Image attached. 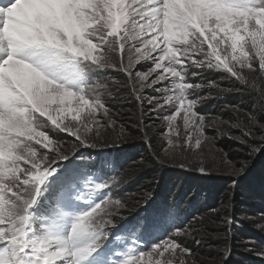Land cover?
<instances>
[{"label": "snow or ice", "instance_id": "obj_1", "mask_svg": "<svg viewBox=\"0 0 264 264\" xmlns=\"http://www.w3.org/2000/svg\"><path fill=\"white\" fill-rule=\"evenodd\" d=\"M155 53V55H153ZM150 63L146 71L138 65ZM113 70L125 81L100 78ZM221 72L264 105V0H7L0 6V264H140L146 253L116 254L119 236L111 218L125 204L109 196L101 176L60 170L63 146L50 136L72 138V147H96L106 130L122 129L113 92L126 88L141 117L145 102L165 131L161 151L200 150L208 121L198 110L212 93L230 90L204 72ZM199 78V79H198ZM115 86V87H113ZM207 89L208 95H198ZM146 90L157 95L148 97ZM246 117L236 139L248 141L264 123ZM163 113H168L164 115ZM140 124L144 121L141 119ZM216 123H223L217 117ZM239 126V125H237ZM147 128V125H145ZM145 135L147 132L145 131ZM183 166V165H181ZM244 165H241L243 170ZM199 171L205 168L201 163ZM117 181H113L114 185ZM104 190L83 202L85 185ZM105 197H108L105 199ZM155 218L117 228L142 239ZM175 236L148 245L147 264H194L192 250ZM111 233V235H110ZM131 243V241H129ZM167 254V255H166ZM116 256L113 260L112 257ZM158 257V258H152Z\"/></svg>", "mask_w": 264, "mask_h": 264}, {"label": "rangeland", "instance_id": "obj_2", "mask_svg": "<svg viewBox=\"0 0 264 264\" xmlns=\"http://www.w3.org/2000/svg\"><path fill=\"white\" fill-rule=\"evenodd\" d=\"M150 66V63H142V65L137 66V69L139 71H146ZM110 72L116 73L117 76ZM205 73L208 75H204ZM99 74L103 75L102 78L107 77L117 80L121 78L119 80L121 83L126 79L122 73H117L113 70H107ZM201 75L205 81H219L221 87L230 91L223 94L213 92L212 98L198 107L199 111L209 113L213 117L212 121L207 122L209 126L205 128V134L210 139L203 141L200 150L181 152L177 148L174 151L170 149L172 155H165L161 151V133L165 131V128L162 121L157 119V116L160 114L153 113L151 111L152 106L145 102L143 106L144 116L141 117L137 101L126 88H120L118 93L113 92L116 99L111 103L120 112L119 123L122 129L118 128L115 131L106 130L101 141L116 139L121 143L124 140H129L132 133L143 132L145 134L146 131L147 135L141 137L140 143L144 142L148 144L151 139V133H154L156 149L162 155V158L157 160L159 163L158 170L164 172V174H161V176H164H162L161 181L164 182L165 177L170 178L174 184L171 188H176L174 191L175 197L172 195V197H166V193L164 195L155 191L148 198L144 199L145 201L142 203V206L135 210L134 213L132 212L133 214L123 216V209H120L116 213L119 214L117 218L114 216L106 217L113 220V225L109 227L116 233V236L121 232L119 237L121 236L123 240H119L116 243L122 245V247H116L117 255L125 250H134V241L137 239L140 241L138 245L139 249L146 253L144 261H141L140 264H147V260L149 259L147 254L153 250L147 244H143L141 242L142 239H138L136 235L129 238L127 232L123 230L117 231L116 229L130 228L137 221L143 223L146 218H155L156 225L151 231L153 232L151 243H155L157 239L164 240L170 236H175L174 229L184 225L182 228L187 230L189 234L181 236L179 239L185 247L192 250V255L186 259L193 261L194 264H228L231 259L233 262L239 261L241 258L245 259L246 254H248L246 257L247 262L245 261L246 264H251V261L259 264L264 263V243H259L253 237L248 239V236H246L247 239L245 240L240 241L239 239V226L249 224L256 229L264 231V205L260 204V199L256 197L250 198L255 205L258 204L262 209L256 211L255 208H251L247 212L243 211V216L237 220H229L228 222L220 216L223 211L229 208L234 188L241 186V182L251 180V182H254V187H257V182L252 176L254 168L252 170L251 168L258 162L260 155H262V151L252 152L250 147L243 146L236 139L242 136L241 128L243 127V123L246 122V117L243 115L240 117L234 116L227 111L226 106H236L241 112L260 115L262 117L260 122L264 123V115L259 110L260 101L255 97V94H250L247 88L221 72L206 71ZM145 95L151 97L157 95V93L146 90ZM198 95H208V90L205 89L199 92ZM250 100L251 104H246V101ZM244 102L247 106L241 104ZM248 108L254 109L249 110ZM163 114L166 115L168 113ZM217 117L222 118L223 123H216L212 127L211 125ZM141 119L144 121L143 124L139 123ZM145 125H147V128H145ZM49 134L50 136L55 134V139V136L59 133L55 129H52ZM259 137V131L255 130V138L250 139L248 143L255 147H264L260 144ZM69 139L72 138L70 137ZM55 140L62 144L64 154L69 150L68 148L72 143L70 142V144L65 145L63 144L64 141H61L59 138ZM134 142L139 143V140ZM116 146L117 150L114 149L111 152L113 159L111 167L106 166V164H111V159L108 156V152H104L103 154L107 155L106 159L103 158L104 166L100 164V160H81L80 170L88 172L89 175L95 173V175L101 176L102 180L98 182H107L110 185L111 191L109 196L112 198H119L123 203L126 201L130 202L134 193L129 191V181H124L123 175L135 159L132 152L129 150L124 151V145ZM93 156L96 157L95 155ZM201 163L205 168L204 172L199 171ZM242 164L244 165L243 170H241ZM95 169H99L100 171L95 172ZM114 180L117 183L113 185L112 182ZM151 185L149 182H143L142 186L139 185V187L142 188V192H145L150 190ZM250 185L252 186V183ZM254 187L252 186V188ZM86 188L88 191L86 192L87 195L83 197L84 202L94 199L98 192L104 191L94 189L88 184L85 185ZM107 198L105 197V199ZM206 202L208 205L201 212L202 203L205 205ZM246 208L249 209V207ZM202 220L208 223L206 228H203V224L201 225L200 221ZM234 233L237 236L236 238L239 239V242L236 244L229 241L230 235H233L232 238H234ZM184 240H188L189 242L187 243ZM112 259L115 260L116 256H113Z\"/></svg>", "mask_w": 264, "mask_h": 264}, {"label": "trees", "instance_id": "obj_3", "mask_svg": "<svg viewBox=\"0 0 264 264\" xmlns=\"http://www.w3.org/2000/svg\"><path fill=\"white\" fill-rule=\"evenodd\" d=\"M111 74L116 75V73L110 72ZM208 75V74H204ZM117 76V75H116ZM121 80V78L119 79ZM260 85H264L263 83H260ZM256 97V96H255ZM246 104H251L250 101H246ZM243 106H247L244 103H241ZM249 110H252L254 108H248ZM258 110V109H257ZM259 110H261V113L264 115V105L259 103ZM55 135V134H54ZM53 135V136H54ZM132 136L129 137V140H124L121 143L118 142V140H107V141H101L96 145V147H88V146H76L72 147V143L69 146V150L66 151V155L68 156L67 160H58L57 165H61L63 163L66 164H71L72 162L75 161L76 158L82 156L83 160H85L86 157L92 156L99 154L100 152H112L114 149L117 150L116 145H124V151L129 150L132 152L134 155L135 161L128 166V168L125 170L124 175H123V180L124 181H129V191L134 193L133 198L129 201L124 202L125 207L123 208V216H128L130 214H133L135 210L139 209L142 206V203L145 201L144 199L148 198L150 195H152L155 191L158 193H163L166 197H175L176 194H174V191L176 188L172 189L171 186L173 187V182L172 179L166 178L164 182L161 181L162 176L161 174H164V172H160L158 170L159 163L157 160H160L162 158V155L160 152L157 151V147L155 144V134L151 133L150 141L148 144H145L144 142L140 143V139L142 136H145V134L140 133V132H135L131 134ZM68 135L64 133H59L58 135L55 136V139H60L61 141H64L63 144L68 145L70 142H72V139H69L70 137H67ZM139 140V143H136L134 141ZM260 155V158L256 164L251 168L253 170V179L257 182V187H254L253 183L251 180L241 182V186H237L234 188V194L230 200L229 203V208L225 211L222 212L220 215L221 218L225 219V221H234L239 219V217H242L244 212L243 211H248L251 208H255L256 211L258 209H262L261 206H258V204H254L252 200H250L251 197H256L259 198L260 204L264 205V151H262ZM81 158V157H80ZM164 177V176H163ZM252 179V180H253ZM245 180V179H243ZM143 182H149L152 184L150 187V190H147L145 192L141 191V187ZM162 182V183H161ZM252 183V186L250 185ZM172 195V196H171ZM208 203L206 202L205 205L202 203V208L201 212H203V209L207 207ZM243 206V207H242ZM246 207H249L246 208ZM187 209V208H186ZM184 209V210H186ZM183 210V211H184ZM133 212V213H132ZM235 215H234V214ZM232 214V215H231ZM119 214H115L114 217L117 218ZM207 217V216H206ZM203 221V220H202ZM200 221L201 225L203 228H206L207 224L206 221ZM184 225H181L180 228H182ZM233 235H230V243H238L239 239L245 240L247 239L246 236H248V239L253 237L258 241L259 243L263 244L264 243V231L259 230L258 228H254L252 225L246 224L244 226H239V239H237L235 233H234V238H232ZM187 243L189 242L188 240H184ZM188 245V244H187ZM192 245V244H189ZM193 249V248H192ZM244 252V251H242ZM245 255V254H244ZM243 255V256H244ZM248 254H246L247 257ZM246 257L245 259H240L239 261L236 260L233 262L231 259L228 264H246ZM247 262V261H246ZM251 264H259L255 263V261H251ZM264 264V263H260Z\"/></svg>", "mask_w": 264, "mask_h": 264}]
</instances>
